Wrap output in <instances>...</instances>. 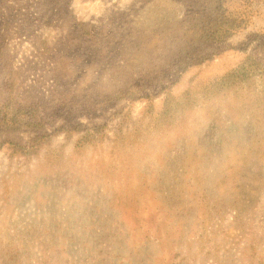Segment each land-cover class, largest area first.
Listing matches in <instances>:
<instances>
[{"label": "rangeland", "instance_id": "obj_1", "mask_svg": "<svg viewBox=\"0 0 264 264\" xmlns=\"http://www.w3.org/2000/svg\"><path fill=\"white\" fill-rule=\"evenodd\" d=\"M213 6L0 0V264H264V0Z\"/></svg>", "mask_w": 264, "mask_h": 264}, {"label": "trees", "instance_id": "obj_2", "mask_svg": "<svg viewBox=\"0 0 264 264\" xmlns=\"http://www.w3.org/2000/svg\"><path fill=\"white\" fill-rule=\"evenodd\" d=\"M252 1L254 0H212L214 6L210 12L205 11L202 17L191 19L193 22L191 29L195 30V38L201 39L204 36L210 35L215 39L222 40L227 36L236 34L238 30L244 29L248 24V19H246V16L244 15L246 14V7H248ZM185 18L186 17L183 19ZM258 74L263 76L264 69L261 65L259 67V63L254 58L247 55L240 64L225 73V76L221 78V83H232L235 85L236 83L248 81L252 77L258 76ZM4 101L6 102L5 106L8 107L11 114V120H16V114L24 115L26 117V111L32 109L34 106L33 104L24 103L22 99L17 98L14 94L6 97ZM3 105L4 102L1 107H4ZM2 117L4 119L7 118V113H4ZM8 127L12 128V126ZM94 136L95 133L88 135L84 134L81 136L83 137L81 141H92ZM7 143L8 146L6 151L9 150V147L14 142L8 141ZM16 145L21 147V145ZM37 148L38 146H36L32 152H28L26 156L33 154ZM11 150L12 152L19 153L15 147H12Z\"/></svg>", "mask_w": 264, "mask_h": 264}]
</instances>
